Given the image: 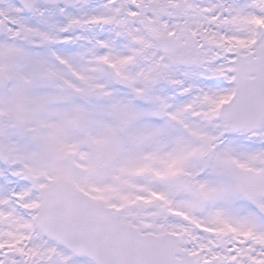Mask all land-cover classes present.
I'll list each match as a JSON object with an SVG mask.
<instances>
[{"label": "snow or ice", "instance_id": "obj_1", "mask_svg": "<svg viewBox=\"0 0 264 264\" xmlns=\"http://www.w3.org/2000/svg\"><path fill=\"white\" fill-rule=\"evenodd\" d=\"M0 264H264V0H0Z\"/></svg>", "mask_w": 264, "mask_h": 264}]
</instances>
